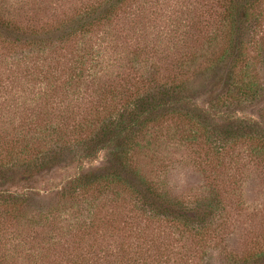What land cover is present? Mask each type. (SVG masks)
<instances>
[{
    "label": "trees",
    "instance_id": "1",
    "mask_svg": "<svg viewBox=\"0 0 264 264\" xmlns=\"http://www.w3.org/2000/svg\"><path fill=\"white\" fill-rule=\"evenodd\" d=\"M33 1L40 11L46 0ZM98 1L76 9L67 22L32 27L18 21L23 16L7 5L10 0H0V42L14 48L26 35L33 60L46 59L29 74V81L39 84L31 103L22 110L9 103L0 107V115L25 114L17 127L12 120L13 129L0 132V264H185L189 250L181 239L203 251L227 226L230 206L222 190L234 180L223 164L228 150L244 144L250 162L264 167V127L237 116L262 91L254 73L264 69V48L249 39L255 36L253 25L264 20V0H185L180 7L195 9L196 17L186 25L194 37L179 47L181 57L167 42L165 56L148 66L142 58L146 44L127 49L121 57L125 66H106L111 80L96 90L97 100L87 103L83 114L84 98L78 95L94 58L86 52L64 64L49 53L55 44L68 45L77 31L84 37L107 30L134 0ZM65 27L70 30L55 34ZM248 42L259 43L261 54H249ZM124 48L119 44L116 50ZM142 68L148 69L146 76ZM0 90L5 93L3 86ZM58 94L71 102L52 106L49 100ZM177 136L187 146L206 148L213 158L194 196L178 197L157 178L162 166L155 165V151L162 139ZM100 152L105 158L99 167L81 170ZM74 162L76 174L46 204L27 190H11ZM163 225L180 238L155 232ZM256 240L244 255L229 256L231 264H264V231Z\"/></svg>",
    "mask_w": 264,
    "mask_h": 264
},
{
    "label": "rangeland",
    "instance_id": "2",
    "mask_svg": "<svg viewBox=\"0 0 264 264\" xmlns=\"http://www.w3.org/2000/svg\"><path fill=\"white\" fill-rule=\"evenodd\" d=\"M33 2V0H10L7 5L17 9L12 10L15 14L17 12L23 16L22 18L18 17V21L23 26L27 24L32 27H38L40 24L47 22H61L63 20L67 22V19L72 17V13L76 9H82L91 3L94 5L99 4L100 1L46 0L44 3H40V6H42L40 11L39 7H35ZM184 3L185 0H134L129 4L126 12L120 14L119 19L107 30L105 28L96 29L93 34L85 35L84 37L77 31L76 35L69 40L68 45L61 47L55 44L51 48L52 51L49 56L62 61L64 64L74 61V58L71 57L86 55V52L90 53L96 62L91 67L88 66L90 71L88 70L87 73L85 69V75H89V77H86V81H88L86 82V88H82L80 95H78L84 98L83 114L85 107L88 106L86 104L97 100L96 90L99 91L98 88L106 86L110 82L108 80H111L109 79V74L105 75L108 71L106 66L109 67V70L112 69L111 64L114 66H125L127 61L121 57L127 54V49L134 48L142 43L146 44L148 48L143 50L142 58H145L148 66L165 56L164 52L167 42L169 43L168 48L175 50L176 56L180 55L181 57L182 47L193 42L192 38L194 37L193 28L189 29L186 25L189 23L190 17H196L195 9L190 11L188 8L180 7ZM34 9L37 14L34 13ZM69 30L70 28L65 27L58 29L55 34L61 35L62 32L65 34ZM170 30L175 31V34H170ZM252 30L255 31V33H252L255 36L249 40L254 39V41L263 44L262 47L264 48V20L261 24L256 23L253 25ZM21 38L20 45L14 46V48L0 42V86L5 89V93L0 90V107L2 105L7 106V103H9L11 109L19 107L22 110V106L25 108L26 105L31 103L33 94L39 88L38 83L35 84L29 81L31 80L29 74L33 73V68L36 64L42 65L46 61L45 55H40L41 59L38 58L35 62L33 56L28 52L30 47L28 48L25 43L26 35ZM179 40H185V43L180 44ZM259 43L256 45L249 43L246 46L247 51L253 57L258 52L261 54L257 48ZM119 44H125V48L116 50ZM180 46H182L181 49H179ZM152 48L155 50L157 48L155 54L152 52ZM170 55L174 58L172 52ZM113 59L116 60L112 61ZM157 67L159 66L157 65ZM116 70L119 71L120 69ZM146 71L144 68L141 69L144 76H146ZM254 74L256 82L262 88L261 94L250 102H246L243 106V112H237V116L244 120L257 121L264 127L263 66L258 67ZM8 75L9 81L6 79ZM12 80H14V83H12ZM24 91H26V94ZM24 95H27V102H25L26 96ZM49 101H51L49 103H52V106L59 105L63 108L68 102H71V99L63 96V94L62 96L58 94ZM43 102L46 103L45 101ZM77 104L78 102L73 103V106L76 108ZM36 105L40 108L42 107L40 102H36ZM49 107L48 105L47 111ZM61 111L66 113L64 109ZM24 115L18 113L13 116L10 113L2 112L0 115V128L3 130L0 132L4 134L12 130L13 128L10 125L12 120L14 122L12 124L17 127L25 118ZM75 118L77 119V116ZM159 144L160 147L154 154L159 160L155 165L159 164L160 167L162 166V168L157 169L159 181L164 183L178 197H185L189 194L191 196L197 195L205 183V164L207 161L213 160L212 156L202 146L185 145L187 143L180 136H177L172 141L162 139ZM227 155L229 158L225 156L223 164L225 163V167L229 166L228 172L234 176V180L230 185L227 182L230 179L226 181V186H223L226 189L222 190L225 195L227 194L230 206L227 226L216 234L217 238L211 241L209 247L203 251L194 245L191 246L189 240L181 239L179 244L189 250L188 253L184 252L185 264H231L229 256H232L233 253L236 256L244 255L252 246L254 242L252 239L257 238L258 240L263 234L264 167L250 162L249 147L244 144H238L234 149L228 150ZM104 158L105 153L100 152L93 162H83L81 170L99 167ZM78 167L79 164L76 162L67 164V166H59L48 173L43 172L42 174L34 175L25 183L14 184L15 187L11 190L17 192L27 190L38 196L40 203L46 204L49 197L54 196L55 191L60 190L66 180L76 174ZM48 205L45 207H48ZM155 232L171 240L180 238L173 228L165 225L157 227Z\"/></svg>",
    "mask_w": 264,
    "mask_h": 264
}]
</instances>
